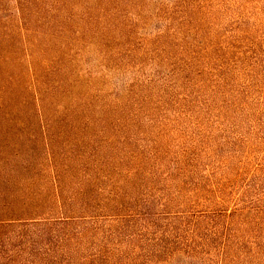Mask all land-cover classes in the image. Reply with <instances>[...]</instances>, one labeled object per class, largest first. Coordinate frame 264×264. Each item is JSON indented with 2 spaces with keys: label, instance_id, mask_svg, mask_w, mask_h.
<instances>
[{
  "label": "trees",
  "instance_id": "16d2710c",
  "mask_svg": "<svg viewBox=\"0 0 264 264\" xmlns=\"http://www.w3.org/2000/svg\"><path fill=\"white\" fill-rule=\"evenodd\" d=\"M91 2L15 0L21 46L0 40V264H264L260 166L254 199L227 210L156 141L135 147L116 106L77 96L61 52L25 43L77 19L106 26Z\"/></svg>",
  "mask_w": 264,
  "mask_h": 264
},
{
  "label": "rangeland",
  "instance_id": "374dc122",
  "mask_svg": "<svg viewBox=\"0 0 264 264\" xmlns=\"http://www.w3.org/2000/svg\"><path fill=\"white\" fill-rule=\"evenodd\" d=\"M90 5L108 11L106 26L77 19L64 36L25 43L61 52L75 94L116 106L113 121L128 126L135 147L156 141L185 180L223 190L227 210L253 200L247 186L256 167L264 174V0ZM17 21L15 0H0V40L21 46Z\"/></svg>",
  "mask_w": 264,
  "mask_h": 264
}]
</instances>
